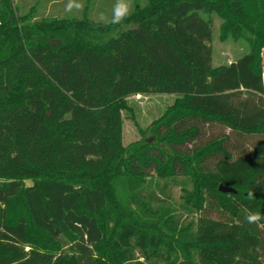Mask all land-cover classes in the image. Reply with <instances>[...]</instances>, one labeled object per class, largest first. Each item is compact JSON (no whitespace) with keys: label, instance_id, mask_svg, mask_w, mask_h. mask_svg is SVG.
<instances>
[{"label":"trees","instance_id":"16d2710c","mask_svg":"<svg viewBox=\"0 0 264 264\" xmlns=\"http://www.w3.org/2000/svg\"><path fill=\"white\" fill-rule=\"evenodd\" d=\"M212 13L249 45L219 67ZM263 50L264 0H147L122 26L0 0V264H264ZM140 94L178 98L124 146ZM154 176L191 183L188 218Z\"/></svg>","mask_w":264,"mask_h":264},{"label":"rangeland","instance_id":"374dc122","mask_svg":"<svg viewBox=\"0 0 264 264\" xmlns=\"http://www.w3.org/2000/svg\"><path fill=\"white\" fill-rule=\"evenodd\" d=\"M54 1V2H53ZM19 10L24 13L34 7L38 14L49 15V17L59 18H82L87 15L89 18L107 22L101 18V13L105 17L111 15V7L115 0H83L84 8L82 10L67 11L66 6L69 0H15ZM136 4L144 5L147 0H133ZM206 17V14H204ZM48 17V16H47ZM212 19V63L214 67L227 65L230 61L237 60L249 51V45L244 39L235 40L229 37L226 40L221 39V26L223 19L217 13L211 14ZM54 42L58 40L52 39ZM263 71H264V50ZM178 98L176 94H140L131 95L126 98L129 109L122 111L123 117V145L129 146L143 138L153 142L155 138L152 135L153 123L160 119L166 111L175 103ZM147 182L149 194L154 193L155 204L166 206L171 209H177L183 217H187L184 211L182 198L185 189H191V183L185 176H177L171 179H160L154 176ZM28 185L32 184L27 180ZM210 217L218 218L216 211H208ZM188 218V217H187Z\"/></svg>","mask_w":264,"mask_h":264},{"label":"clouds","instance_id":"9594fccd","mask_svg":"<svg viewBox=\"0 0 264 264\" xmlns=\"http://www.w3.org/2000/svg\"><path fill=\"white\" fill-rule=\"evenodd\" d=\"M84 8L83 0H69L66 10H82ZM134 11V2L133 0H115L111 7V15L105 17L101 13V18L106 19L107 22L111 25H120L122 26L124 21L127 20ZM247 197L249 199H254L255 195L253 191L247 192ZM245 220L249 224L259 225L264 221V211H252L245 216Z\"/></svg>","mask_w":264,"mask_h":264},{"label":"water","instance_id":"95a60500","mask_svg":"<svg viewBox=\"0 0 264 264\" xmlns=\"http://www.w3.org/2000/svg\"><path fill=\"white\" fill-rule=\"evenodd\" d=\"M54 44H58V42H54ZM219 190L222 192H235V189L229 186H225L223 184L219 185Z\"/></svg>","mask_w":264,"mask_h":264},{"label":"crops","instance_id":"0c3cea01","mask_svg":"<svg viewBox=\"0 0 264 264\" xmlns=\"http://www.w3.org/2000/svg\"><path fill=\"white\" fill-rule=\"evenodd\" d=\"M233 61H236V60H233ZM233 61H230L228 64H230L231 62H233ZM227 64V65H228ZM263 82H264V71H263Z\"/></svg>","mask_w":264,"mask_h":264}]
</instances>
